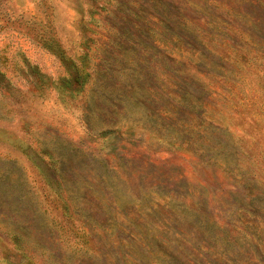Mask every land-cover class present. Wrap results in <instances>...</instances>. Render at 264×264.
Here are the masks:
<instances>
[{
  "label": "rangeland",
  "instance_id": "374dc122",
  "mask_svg": "<svg viewBox=\"0 0 264 264\" xmlns=\"http://www.w3.org/2000/svg\"><path fill=\"white\" fill-rule=\"evenodd\" d=\"M0 74V264H264V0H0Z\"/></svg>",
  "mask_w": 264,
  "mask_h": 264
},
{
  "label": "trees",
  "instance_id": "16d2710c",
  "mask_svg": "<svg viewBox=\"0 0 264 264\" xmlns=\"http://www.w3.org/2000/svg\"><path fill=\"white\" fill-rule=\"evenodd\" d=\"M59 56H60L61 60L66 64V66L70 70L73 71L72 80L76 86V89H78L79 86L81 87L83 85V82H85L89 78V76H90L89 72L86 69L78 67V65L75 61L69 59L64 54L60 53ZM31 72H33L34 76H37L38 78H45V75L40 73L39 71H37L35 68H32ZM0 79H4L3 75H1V74H0ZM64 82H65V84L66 83L70 84V82H68V81H64Z\"/></svg>",
  "mask_w": 264,
  "mask_h": 264
}]
</instances>
